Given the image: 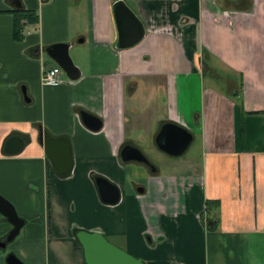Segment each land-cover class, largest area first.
Instances as JSON below:
<instances>
[{
    "label": "crops",
    "instance_id": "obj_1",
    "mask_svg": "<svg viewBox=\"0 0 264 264\" xmlns=\"http://www.w3.org/2000/svg\"><path fill=\"white\" fill-rule=\"evenodd\" d=\"M119 1L144 29L128 49L117 48ZM19 9L37 22L16 41ZM54 44L69 45L79 77L44 87ZM166 123L192 135L195 157L121 160L125 146L159 151ZM40 130L68 140V176ZM11 137L23 146L7 155ZM97 177L119 190L116 204L101 201ZM0 196L24 222L10 251L23 264H85L77 231L143 264H264V0H0ZM11 229L0 215V242Z\"/></svg>",
    "mask_w": 264,
    "mask_h": 264
},
{
    "label": "water",
    "instance_id": "obj_2",
    "mask_svg": "<svg viewBox=\"0 0 264 264\" xmlns=\"http://www.w3.org/2000/svg\"><path fill=\"white\" fill-rule=\"evenodd\" d=\"M19 5V2L16 1ZM113 18L117 28V48L128 49L138 44L144 35V29L135 14L123 1L113 6ZM68 44H54L45 49L46 55L63 71L71 81L79 77V71L74 66L68 54ZM24 101L29 102L23 93ZM83 125L91 130L98 131L101 122L98 118L84 112L79 113ZM192 135L185 129L166 123L161 126L155 137V145L159 151L170 156L179 157L189 147ZM39 142L52 163L55 173L59 177L69 175L72 166L71 149L66 138H53L47 132L39 131ZM23 146L19 137L9 138L4 145V153L13 155L18 153ZM123 162H137L149 165L145 156L136 148L125 146L120 152ZM95 184L102 202L114 205L119 200V190L103 178H95ZM0 215L11 225L12 229L4 241L0 242V249H4L11 243L24 226L13 206L0 196ZM83 250L85 264H143L140 260L130 256L124 250L111 244L99 232L79 231L75 235ZM6 264H23L15 255L8 254L5 257Z\"/></svg>",
    "mask_w": 264,
    "mask_h": 264
},
{
    "label": "trees",
    "instance_id": "obj_3",
    "mask_svg": "<svg viewBox=\"0 0 264 264\" xmlns=\"http://www.w3.org/2000/svg\"><path fill=\"white\" fill-rule=\"evenodd\" d=\"M37 22V18L33 11H26L23 9L14 11V20H13V39L16 41H20L23 37L22 30L25 24H35ZM25 23V24H24ZM78 232V231H77ZM74 235H76V233ZM76 244L79 245L76 237Z\"/></svg>",
    "mask_w": 264,
    "mask_h": 264
},
{
    "label": "built area",
    "instance_id": "obj_4",
    "mask_svg": "<svg viewBox=\"0 0 264 264\" xmlns=\"http://www.w3.org/2000/svg\"><path fill=\"white\" fill-rule=\"evenodd\" d=\"M65 82V75L59 66H43L40 76V83L42 86L55 88Z\"/></svg>",
    "mask_w": 264,
    "mask_h": 264
},
{
    "label": "rangeland",
    "instance_id": "obj_5",
    "mask_svg": "<svg viewBox=\"0 0 264 264\" xmlns=\"http://www.w3.org/2000/svg\"><path fill=\"white\" fill-rule=\"evenodd\" d=\"M152 152H149L151 151ZM141 153L145 156L147 159L152 160H168L169 156L164 155L163 153H160V151H157L155 148L145 149L144 152L141 151ZM198 153V149L196 148V142L193 141V143L190 144L189 148L181 155L179 158H190L195 157ZM198 158V156H197ZM154 169V167H153ZM12 249L11 243H9L4 249H1V253L5 254L7 256L8 254H11L10 251Z\"/></svg>",
    "mask_w": 264,
    "mask_h": 264
}]
</instances>
